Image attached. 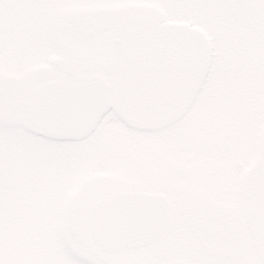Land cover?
<instances>
[{"label":"rangeland","instance_id":"rangeland-1","mask_svg":"<svg viewBox=\"0 0 264 264\" xmlns=\"http://www.w3.org/2000/svg\"><path fill=\"white\" fill-rule=\"evenodd\" d=\"M73 2L82 11L111 13L114 19L142 13L157 28L177 25L176 53L190 62L185 67L180 54L175 64L138 83L129 72L110 76L111 112L89 140L33 137L21 128L25 114L0 110V264H124L122 251L107 254L98 248L87 223L91 205L112 194L168 190L171 198L194 195L232 213L241 207V172L249 171L250 192L264 190V146L259 153L264 85L257 98L247 93L239 111L229 106L226 93L232 87L240 92V84L225 66L228 34L220 27L222 13L211 9L216 0ZM9 57L8 49H0L6 88L12 87L5 67ZM230 126L233 137L224 143ZM4 222L29 232L19 240L21 249L1 248ZM124 256L126 264L168 261Z\"/></svg>","mask_w":264,"mask_h":264},{"label":"flooded vegetation","instance_id":"flooded-vegetation-1","mask_svg":"<svg viewBox=\"0 0 264 264\" xmlns=\"http://www.w3.org/2000/svg\"><path fill=\"white\" fill-rule=\"evenodd\" d=\"M73 1L0 0V49L9 50L5 67L12 76V87L6 88L0 72V110L7 108L10 114L22 113L27 118L35 91L45 85L71 90L82 99L96 89L98 81H105L110 94L113 86L109 77L113 74L129 72L132 82L138 83L184 55L176 53L175 24L171 29H160L142 13L114 19L111 13L82 11ZM183 61L188 67L186 55ZM81 103L83 99L77 105ZM75 111L77 115L86 113L80 106ZM100 123L81 141L92 138ZM248 172L242 177L239 212L216 209L194 195L171 198L168 190L136 191L164 194L167 222L149 244L123 249L122 262L128 263L124 255L138 253L140 258L168 260L165 264H264V190L250 192Z\"/></svg>","mask_w":264,"mask_h":264},{"label":"water","instance_id":"water-1","mask_svg":"<svg viewBox=\"0 0 264 264\" xmlns=\"http://www.w3.org/2000/svg\"><path fill=\"white\" fill-rule=\"evenodd\" d=\"M94 101L93 116L96 117L95 121L91 122L92 125L88 123L83 128L75 129L69 125L65 126V124L63 126L49 124L43 109V102L38 99L31 116L23 123V129L34 135L50 139H81L108 111L107 90H99ZM142 206L146 209L149 206V209L154 210L155 214L150 216L140 214ZM165 222L166 203L165 198L161 195L120 194L102 200L93 205L89 211L90 231L101 250L107 252H117L124 247L137 248L142 246L156 235L153 233L156 229L157 231L161 230Z\"/></svg>","mask_w":264,"mask_h":264},{"label":"trees","instance_id":"trees-1","mask_svg":"<svg viewBox=\"0 0 264 264\" xmlns=\"http://www.w3.org/2000/svg\"><path fill=\"white\" fill-rule=\"evenodd\" d=\"M222 2V8L217 7L219 1L216 0L215 7L212 6L211 9H215L216 14L222 13L223 22L220 27L228 34L224 39L227 55L225 66L230 67L232 79L239 81L240 92H236L232 87L229 89L230 92L226 93V99L230 107L239 111L245 105L241 102L246 98L247 93L250 95L254 93L257 98L260 88L264 85V0H222ZM198 40L193 39L195 45L199 43ZM195 48L196 52L197 46ZM224 75L229 76L227 72ZM229 129H231L229 138L225 136L224 143L231 141L233 137L230 133L234 131V126H230ZM261 186H264V183ZM4 223L7 225L1 226L4 231L1 248H6L8 252L21 249L19 240L28 237L29 232L18 224Z\"/></svg>","mask_w":264,"mask_h":264},{"label":"bare ground","instance_id":"bare-ground-1","mask_svg":"<svg viewBox=\"0 0 264 264\" xmlns=\"http://www.w3.org/2000/svg\"><path fill=\"white\" fill-rule=\"evenodd\" d=\"M76 89V88H75ZM64 90H66V89H64ZM63 90V92H64V94L62 93V91H58L57 92V94H56V96H55V98L53 99V101H50V102H48L47 103V106H49V109H50V111L51 112H55L56 114H59L60 116H62V115H65L68 111H70V115H69V118L70 119H73L75 122H76V120H77V115L74 113L75 112V110H76V106H74V104H72L73 103V100H71V90L70 91H64ZM97 92V88L96 89H92V90H90V94H95ZM68 93H69V95H68ZM42 97V96H41ZM40 97V98H41ZM69 101V102H68ZM53 102V103H52ZM71 103V104H70ZM69 104V105H68ZM85 106V103L84 104H82L81 103V111H82V109H83V107ZM71 109H70V108ZM72 110L74 111V112H72ZM85 111H87V110H85ZM72 112V113H71ZM74 113V114H73ZM47 114H48V110L46 111V114H45V116H47ZM81 116V115H80ZM43 117H44V115H43ZM42 117V118H43ZM74 117V118H73ZM45 118V117H44ZM83 118V120H82V122L80 123V124H78V128H83V127H85V122L86 121H89L90 119H91V113H87L84 117H82ZM79 120V119H78ZM75 122H73L72 123V125L75 123ZM77 125V124H76ZM76 125H73V128H75V129H78L77 128V126Z\"/></svg>","mask_w":264,"mask_h":264}]
</instances>
